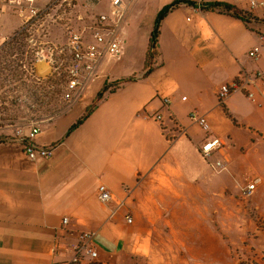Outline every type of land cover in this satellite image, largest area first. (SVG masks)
I'll use <instances>...</instances> for the list:
<instances>
[{"label": "crops", "instance_id": "1", "mask_svg": "<svg viewBox=\"0 0 264 264\" xmlns=\"http://www.w3.org/2000/svg\"><path fill=\"white\" fill-rule=\"evenodd\" d=\"M48 1L36 0V5ZM76 2L90 14L109 9L108 0L98 5L91 0ZM173 2L135 0L130 5L121 25L120 59L105 57L96 79L65 111L39 124L34 145L53 150L51 160H29L16 140L0 144V264H65L83 233L91 235L96 257L82 256L77 264L147 262L157 245L164 251L170 242L176 249H185L189 234L199 239L202 233L196 230V218L207 221L228 215L226 205L218 208L217 198L231 197L228 167L238 169L240 155L242 165H259L255 167L264 173V137L250 131L264 119V84L249 88L253 103L260 102L258 115L250 111L251 100L241 92L231 93L220 104L225 111L217 102L219 88L241 73H264V54L256 61L247 57L258 44V34H264V25H246L219 12H204L200 5L224 2L260 20L264 9L250 11L247 0L179 4L160 22L157 57L143 77L144 52L130 32L133 22L147 20L143 29L147 41L158 12ZM18 26L13 11L2 10L0 43ZM131 75L137 79L106 95L65 136L103 84ZM191 113L205 119L207 130L190 120ZM155 115L162 117L161 125ZM166 131L176 136L168 140ZM212 135L222 142L214 153L225 159L219 171H213L198 152ZM254 179L264 183L261 176ZM101 185L110 195L105 203L98 200ZM245 188H240L242 196H247ZM63 218L68 219L66 225ZM210 224L208 232L215 239L216 224ZM194 241L191 247H202Z\"/></svg>", "mask_w": 264, "mask_h": 264}, {"label": "built area", "instance_id": "2", "mask_svg": "<svg viewBox=\"0 0 264 264\" xmlns=\"http://www.w3.org/2000/svg\"><path fill=\"white\" fill-rule=\"evenodd\" d=\"M74 1L76 0H50L43 6H37L36 0H0V12L4 9H10L20 20V26L16 32L2 38L0 43V50L10 45L16 46L18 43L22 45L21 57L18 61L20 72L18 79H21L23 75H26L30 80L40 81L45 79L47 86L52 88L50 91L51 98H59L67 105H70L76 99L89 82L96 79L98 66L105 57L108 56L115 61L120 59L121 25L130 5L135 0H108V12L90 14L86 11L85 15L79 13L75 16V20L80 26L76 29L67 27L65 39L60 41L48 39L49 27L47 26L50 23H56L57 20L50 17L51 13L63 6L64 9L73 8ZM91 1L94 5L103 2V0ZM174 1L188 2V0ZM247 3L250 11L256 8L264 9V2L247 0ZM23 49H25L24 52ZM16 50H13L14 53H16ZM25 54L29 57V63L27 64L22 63ZM263 54L264 34L261 33L258 34V44L247 53V57L252 61H256ZM16 55L14 54L12 58ZM257 83L264 84L263 72L256 70L251 73H241L233 82L219 88L217 91L219 104H222L223 100L233 92L244 93L249 100L255 102L254 95L249 92V88ZM182 99L184 100V98ZM164 102L168 104L169 100L165 99ZM56 116L58 114H55L54 117ZM51 117H49V120L54 118ZM189 118L202 129L207 130L206 121L202 116L191 113ZM154 120L161 125L162 117L160 115H155ZM39 132V123L30 121L25 126L17 127L10 139L22 144L23 152L29 160H51L54 155L53 150L34 145V139ZM165 135L168 140H172L176 136L171 131H166ZM22 140L25 142L22 143ZM221 146V140L213 137L202 142L198 149L201 158L208 162L213 171L224 168L221 162L210 161L212 155ZM257 183L258 180L256 179L248 184L243 190V195H248ZM109 199L110 195L106 187L104 185L99 186L98 200L105 203ZM67 222L68 219L63 218L62 224L66 225ZM127 222L130 223L131 219L127 218ZM90 240L91 235L89 233L80 235L79 243L73 246L74 256L65 264H77L81 261L82 256L95 258L96 252L92 249Z\"/></svg>", "mask_w": 264, "mask_h": 264}, {"label": "rangeland", "instance_id": "3", "mask_svg": "<svg viewBox=\"0 0 264 264\" xmlns=\"http://www.w3.org/2000/svg\"><path fill=\"white\" fill-rule=\"evenodd\" d=\"M79 13L86 14L76 1H74L73 8L64 9L63 6L61 9L53 11L50 17L57 20L56 23H50L47 26L49 27L48 39L52 41L65 39L67 27L76 29L80 26L75 20V16ZM149 13L150 10L148 9L145 14L148 15ZM156 17L153 26L157 21ZM146 21L144 17L134 21L130 31L134 33L132 36L136 41L139 39L142 50L145 48L144 51L141 50L144 52V57L152 32V30L149 31L146 41L145 34L143 37ZM6 28L7 26L3 30ZM16 30L7 36L12 35ZM24 51L25 49H23ZM22 63H29L27 54H25ZM32 80L34 79L30 80L26 75H23L21 79H8L0 84V138L10 139L17 127L25 126L30 121L41 124L49 120V117H54L55 114H62L69 106L59 98H51L50 91L52 88L47 86L45 79ZM217 102H219L218 98ZM249 103L250 111H253L254 115H258L261 111L258 103L251 101ZM220 107L225 111L222 105ZM239 126L243 127L241 122H239ZM250 131L264 137V119H259L258 125L250 127ZM212 156V161H219L224 165L225 159L222 156H217V154ZM235 165H239V167L235 166L238 169L228 167L229 182L232 181L231 186L230 183L228 185L231 197L227 194L225 197L219 196L217 198L218 208L226 205L228 215H218V218L216 216L214 220L209 219L207 221L196 218V230L202 232L199 239L193 234H189L185 240V249H176L170 242L171 247L163 251L157 245L151 259L147 262H141V264H264V183L256 184L247 196L240 194V188L252 183L257 176L264 178V173L255 167L259 165H254L253 168L242 165L241 155ZM212 222L217 227L214 229L216 232L215 239H212L214 234L212 233L211 236L208 232L210 228L208 225ZM180 238L182 241L184 236H180ZM193 238H196L193 245L197 243L198 247L202 246L201 248L190 246ZM162 257L167 260H160L159 258Z\"/></svg>", "mask_w": 264, "mask_h": 264}, {"label": "trees", "instance_id": "4", "mask_svg": "<svg viewBox=\"0 0 264 264\" xmlns=\"http://www.w3.org/2000/svg\"><path fill=\"white\" fill-rule=\"evenodd\" d=\"M182 2L174 1L173 3L164 6L157 14L156 23L150 34L147 50L145 52L144 63L142 68L143 77L146 76L153 67L154 60L157 57V38L159 35L160 22L167 16V14L175 9ZM200 10L204 12H219L225 14L234 19L244 22L246 25H251L252 23H260L264 25V20H260L254 17L250 12L243 11L237 7L230 5L228 3H207L201 4ZM21 44H16V46H8L5 49L0 50V84L8 79H18L20 76L18 61L20 60L21 54ZM17 49V50H16ZM13 50H16L14 53ZM14 54L16 57L12 58ZM137 79L136 75H131L126 78L118 79L113 82H106L103 84L101 89L97 92L94 99L90 105L85 109L83 114L71 125V127L66 132L65 136H68L71 132L76 130L96 109L98 104L105 98L106 95L113 94L120 90L125 84L135 81ZM223 106V105H222ZM14 139H4L0 138V144L12 141ZM22 143L25 141L22 140ZM135 264H141V262L136 261Z\"/></svg>", "mask_w": 264, "mask_h": 264}]
</instances>
